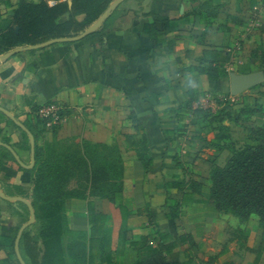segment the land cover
Masks as SVG:
<instances>
[{
	"label": "crops",
	"instance_id": "0c3cea01",
	"mask_svg": "<svg viewBox=\"0 0 264 264\" xmlns=\"http://www.w3.org/2000/svg\"><path fill=\"white\" fill-rule=\"evenodd\" d=\"M18 3L0 2L4 19ZM117 11L104 33L21 52L0 64V108L24 120L31 113L28 97L41 109L60 110L59 124L40 125V144L75 139L116 145L122 156L121 208L100 197H90L92 205L65 201L68 263L76 235L85 234L86 264H155L156 250L167 264H264L259 218L241 221L220 213L209 190L212 169L224 168L233 150L257 145L251 132L264 128V0H126ZM231 74H260L262 80L233 96ZM191 87L199 99L188 107L184 94ZM0 128L30 165L22 132L6 123ZM139 151L151 161L148 177ZM25 170L17 161L2 166L0 189L16 195L9 197L26 194L21 198L32 203V174ZM10 205L14 212L28 210L0 198L3 236L8 233L1 227L19 229L29 222L12 216ZM36 224L23 235H37ZM171 244L176 247L167 253ZM20 252L23 257L22 242Z\"/></svg>",
	"mask_w": 264,
	"mask_h": 264
},
{
	"label": "trees",
	"instance_id": "16d2710c",
	"mask_svg": "<svg viewBox=\"0 0 264 264\" xmlns=\"http://www.w3.org/2000/svg\"><path fill=\"white\" fill-rule=\"evenodd\" d=\"M11 0H0L8 6ZM116 0H70L58 2L50 6L41 0H19L16 8L7 18L0 13V55H4L18 48L38 46L53 39H67L78 37L96 23ZM116 10L96 32L104 33L112 20L116 17ZM80 17H84L82 20ZM74 43V42H73ZM73 43H58L55 45L70 46ZM55 45L39 49L44 51ZM35 52V51H32ZM212 79L214 77L209 75ZM186 105L190 107L199 99L196 88H189L184 94ZM31 113L24 120H19L35 138V166L25 170L32 174L33 195L32 205L35 209L39 227L37 235L27 232L22 237L23 259L27 264H69L66 259L63 237L69 233L65 217L64 204L67 199L77 198L87 200L90 197H100L109 200L114 206L123 205L124 164L120 151L116 145L92 144L75 139L66 141L44 142L40 144L43 131L40 130L43 120L39 113L41 108L35 98L26 99ZM198 115V112H195ZM134 116V115H133ZM134 123L136 118L133 117ZM12 125L22 132L23 148L31 152L28 134L20 130L4 114H0V125ZM59 127L53 129L57 132ZM138 130V127H136ZM0 128V142L12 147V139L3 136ZM165 135L169 133L164 132ZM255 136L257 145H246L243 149L233 150V157L224 168H213L210 175V200L220 213H230L241 221H248L251 216H257L264 228V128L251 132ZM77 142L76 151L70 154L65 148L66 143ZM139 159L145 165V176L148 177L151 161L142 152ZM8 162H16L14 154L7 148H0V168ZM9 177L5 182L9 184ZM76 181L77 188L70 189V184ZM167 184L166 187L168 188ZM175 188L180 185L173 184ZM193 189L197 186H192ZM9 196H16L11 193ZM26 197V194H17ZM19 229L1 227L7 232L3 236L0 232V252L4 258L0 264H18L15 252V242ZM74 251H70V264H86L83 240L85 234H77ZM168 238V236H165ZM102 239V238H101ZM42 241L43 249L39 247ZM113 240L105 242L104 247L110 246ZM176 244L168 246L167 253H171ZM163 249V248H162ZM110 251L107 253V255ZM162 251H152L155 264H167L161 255ZM25 257V258H24ZM27 258V260H26Z\"/></svg>",
	"mask_w": 264,
	"mask_h": 264
},
{
	"label": "water",
	"instance_id": "95a60500",
	"mask_svg": "<svg viewBox=\"0 0 264 264\" xmlns=\"http://www.w3.org/2000/svg\"><path fill=\"white\" fill-rule=\"evenodd\" d=\"M126 0H116L111 6L110 8L101 16V18L94 23L89 29H87L83 34H81L78 37H74V38H67V39H53L50 40L44 44L38 45V46H31V47H26V48H18L15 49L11 52H8L4 55H0V64L9 60L11 57H13L14 55H17L21 52H25V51H37L39 49H43L58 43H75V42H79L93 34H96V32L102 27V25L104 24V22L117 10V8L123 4ZM262 80V76L260 74H249V75H244V76H236L234 74H231L230 77V84H231V94L233 96H238L240 94H242L243 92L257 86ZM0 112H2L3 114H5L10 120H12V122L23 132H25L26 134H28L29 139H30V144H31V164L30 165H25L16 155V153L13 151V149L0 142V147H4L7 148L9 151H11L15 158L16 161L18 162V164L27 170H31L34 168L35 166V138L33 136V134L20 122L18 121L15 116H13L10 112H8L7 110H4L2 108H0ZM0 198L7 201V202H18V203H23L28 207V210L30 212V220L27 224L23 225L18 233L16 242H15V252H16V256L17 259L19 261L20 264H26L25 260L22 257V254L20 252V242L23 236L24 231L29 227L32 226L33 224H35L36 222V213H35V209L32 205L31 202H29L28 200L21 198V197H9L7 195H5L2 190L0 189Z\"/></svg>",
	"mask_w": 264,
	"mask_h": 264
},
{
	"label": "rangeland",
	"instance_id": "374dc122",
	"mask_svg": "<svg viewBox=\"0 0 264 264\" xmlns=\"http://www.w3.org/2000/svg\"><path fill=\"white\" fill-rule=\"evenodd\" d=\"M77 144H79V143H77V142H70V143H66L65 144V148H68V149H70L71 148V150H70V154H72V153H74L75 151H76V146L75 145H77ZM77 187H79L78 186V183L76 182V181H73L71 184H70V186H69V188L70 189H74V188H77ZM11 207L10 208H12V210L10 209V211L12 212L11 213V215L12 216H15V215H19V214H21V216H22V219H24V220H22V223H27L29 220H30V212H29V210H27L26 208L24 209V214H22V213H19V212H14V210H13V207H12V205H10ZM18 213V214H17ZM19 217V216H18ZM39 227V225L38 224H36L35 225V229H33V231L34 232H37V228Z\"/></svg>",
	"mask_w": 264,
	"mask_h": 264
},
{
	"label": "built area",
	"instance_id": "2783aa9c",
	"mask_svg": "<svg viewBox=\"0 0 264 264\" xmlns=\"http://www.w3.org/2000/svg\"><path fill=\"white\" fill-rule=\"evenodd\" d=\"M39 116L43 121L54 122L55 125L60 123V110L55 106L42 108Z\"/></svg>",
	"mask_w": 264,
	"mask_h": 264
}]
</instances>
